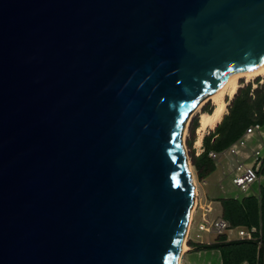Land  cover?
<instances>
[{"label":"water","instance_id":"95a60500","mask_svg":"<svg viewBox=\"0 0 264 264\" xmlns=\"http://www.w3.org/2000/svg\"><path fill=\"white\" fill-rule=\"evenodd\" d=\"M264 63V0H0V264H178L189 113Z\"/></svg>","mask_w":264,"mask_h":264},{"label":"trees","instance_id":"16d2710c","mask_svg":"<svg viewBox=\"0 0 264 264\" xmlns=\"http://www.w3.org/2000/svg\"><path fill=\"white\" fill-rule=\"evenodd\" d=\"M259 80V78L256 79ZM264 85L251 89L250 84L239 88L228 105V113L224 115L215 129L204 138L203 152L196 156L192 143L195 141V131L199 128L196 119L189 127L191 139L187 142L191 165L196 169L200 181L205 180L215 170V165L207 157L209 151L221 152L236 141L244 129L253 123L264 121ZM203 113L211 114L207 108ZM256 115V117L254 116ZM264 174V167L262 170ZM221 218L228 221L233 228L259 227L262 229V245L264 244V202L254 197L241 199H221ZM224 235L216 237L214 244L199 246L200 249H218L222 264H264L262 246L259 250L256 244L249 241L226 242ZM191 243L189 247H197Z\"/></svg>","mask_w":264,"mask_h":264},{"label":"built area","instance_id":"2783aa9c","mask_svg":"<svg viewBox=\"0 0 264 264\" xmlns=\"http://www.w3.org/2000/svg\"><path fill=\"white\" fill-rule=\"evenodd\" d=\"M261 79L262 78L255 83L253 89L264 85V81ZM228 105L227 102V106ZM254 116L256 117V115ZM209 132H207L206 135H209ZM255 138H257L256 143L250 145V141ZM200 152L202 153L203 149L200 150ZM201 153L196 154V156ZM207 157L213 161L215 167L220 169L222 178H228L231 186L243 195L242 198L250 197L249 190L253 184L260 181L264 167V131L262 130L261 124L253 123L249 125L244 129L239 138L231 143L225 150L221 152L209 151ZM232 199H237V197H233ZM196 208L200 209L201 214L196 229L197 234L195 235V238L199 239V242L195 245L210 246L214 244V241H201L200 234H206L216 237L224 235L226 237V242H253L256 244L257 250L261 248L262 234L260 227L233 228L228 221L221 217L216 220H208L207 215L212 212L211 202H204L201 204L198 200ZM233 232H235V237H230ZM192 248L194 249L195 247Z\"/></svg>","mask_w":264,"mask_h":264},{"label":"rangeland","instance_id":"374dc122","mask_svg":"<svg viewBox=\"0 0 264 264\" xmlns=\"http://www.w3.org/2000/svg\"><path fill=\"white\" fill-rule=\"evenodd\" d=\"M261 80L264 81V79L262 78ZM260 81V78L259 80ZM241 82V86L239 88H243L247 85L250 84L251 89L254 88V85L256 83V80L248 83V84H244L243 81ZM238 88V89H239ZM237 89V90H238ZM233 99V98H232ZM232 99H229L228 97H226V102H228V104L231 103ZM207 108L208 112L210 110H213V106L211 103H207L203 106L202 109ZM201 109V111H202ZM227 111H228V106H227ZM213 112V111H212ZM196 119V122H199V116L198 114H196L195 116L192 117L189 126H188V130H187V134L185 137V145H186V160L190 162V158H189V149L187 146V142L191 139L190 133H189V127L190 124L192 123V121H194ZM199 124V123H198ZM262 130L264 131V121L261 124ZM212 131H210L209 133H211ZM195 135V141L197 138V131H195L194 133ZM208 135H205L204 138H206ZM203 138V140H204ZM202 140V145L201 148L198 150L195 148V141L192 143V149H194L195 151V155L201 153L200 150L203 149L204 146V141ZM257 138L252 139L250 141V145H254L256 143ZM189 159V160H188ZM194 168V167H193ZM220 169L215 167V170L213 173H211L207 179L206 182L207 185L205 186L203 184V182L205 180L200 181L196 175V169L194 168V174L197 178L198 184H199V195H198V200L200 201L201 204H203L204 202H211V206H212V212L207 215V219L208 220H216L218 218L221 217V203L220 200L221 199H229V198H233V197H237V199H241L243 197V195L241 193L238 192V190H236L235 188H233L230 184V182L228 181V178H222L221 174H220ZM261 179L258 183H255L251 186L250 190H249V194L250 197H254V198H258L260 197V190L264 189V174L263 172L261 173ZM220 186V187H219ZM201 211L199 208H196L195 213H194V217L191 223V228L189 231V235L187 237V241L186 244L189 247L191 245V243H193L194 245L197 244V242H199V239L195 238V235L197 234V225L199 223V217H200ZM259 227L261 228V224H259ZM258 227V228H259ZM261 234H262V229H261ZM201 235V241L204 242H212L216 236L214 235H206V234H200ZM230 237H235V232H233ZM199 246L195 247L194 249L192 247H189V251H187L184 256H183V263L182 264H222V259H221V255H220V251L216 248V249H200L198 248ZM262 253H263V259H264V244L262 245Z\"/></svg>","mask_w":264,"mask_h":264},{"label":"bare ground","instance_id":"6f19581e","mask_svg":"<svg viewBox=\"0 0 264 264\" xmlns=\"http://www.w3.org/2000/svg\"><path fill=\"white\" fill-rule=\"evenodd\" d=\"M257 78L264 79V63L259 67L252 68L245 71H234L227 75L224 80V83L219 86L215 91L211 92L210 94L204 96L196 107L189 113L188 118L184 124L183 133H182V143L184 145L186 151V145L184 143L185 137L187 134L189 123L193 116L198 114L199 116V128L197 131V138L195 141V148L200 149L202 145L203 137L206 135L207 132L212 131L215 127L221 122L222 118L224 117L227 111V102L226 97L232 99L237 92V89L241 86V82L243 81L244 84H248ZM207 103H211L213 106V112L211 114L203 113L201 109ZM189 160V159H188ZM187 167L190 172L192 184H193V194H194V201L192 203L190 214H189V221L187 225V229L181 244V252L178 258V264L183 263V256L184 254L189 251V247L186 244L187 237L191 228L192 219L194 217L195 209L198 202V193H199V184L197 178L194 174V168L189 161H187ZM203 184L206 186L207 183Z\"/></svg>","mask_w":264,"mask_h":264},{"label":"flooded vegetation","instance_id":"af4514ba","mask_svg":"<svg viewBox=\"0 0 264 264\" xmlns=\"http://www.w3.org/2000/svg\"><path fill=\"white\" fill-rule=\"evenodd\" d=\"M259 199H260V201L262 202H264V189H261L260 190V197H259Z\"/></svg>","mask_w":264,"mask_h":264},{"label":"crops","instance_id":"0c3cea01","mask_svg":"<svg viewBox=\"0 0 264 264\" xmlns=\"http://www.w3.org/2000/svg\"><path fill=\"white\" fill-rule=\"evenodd\" d=\"M227 113H228V111H226L225 115H226ZM261 177H262V176H261ZM206 179H207V178H206ZM206 179H205V180H206ZM260 179H261V178H260ZM257 199L259 200V197H258Z\"/></svg>","mask_w":264,"mask_h":264}]
</instances>
